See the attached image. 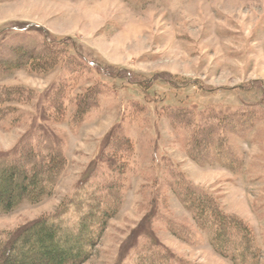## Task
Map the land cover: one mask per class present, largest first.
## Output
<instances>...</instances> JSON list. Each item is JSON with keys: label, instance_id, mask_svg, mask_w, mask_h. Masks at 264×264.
I'll list each match as a JSON object with an SVG mask.
<instances>
[{"label": "rangeland", "instance_id": "374dc122", "mask_svg": "<svg viewBox=\"0 0 264 264\" xmlns=\"http://www.w3.org/2000/svg\"><path fill=\"white\" fill-rule=\"evenodd\" d=\"M10 26L0 65L12 46L45 58L0 74L1 163L30 149L56 166L37 162L46 196L0 213V234L74 232L112 206L83 264H264V0H0ZM216 136L233 171L193 160ZM183 180L234 232L200 228Z\"/></svg>", "mask_w": 264, "mask_h": 264}, {"label": "trees", "instance_id": "16d2710c", "mask_svg": "<svg viewBox=\"0 0 264 264\" xmlns=\"http://www.w3.org/2000/svg\"><path fill=\"white\" fill-rule=\"evenodd\" d=\"M12 32L23 33L24 29L18 30L15 26L4 27L0 30V37L4 38ZM10 51L16 56L15 63L4 62V67L1 64L0 74L4 72L7 66H26L27 61L28 64H31L33 61L38 62L45 58L42 55L34 57L30 50L20 46H12ZM46 63L44 61L41 66L47 67L48 63ZM6 101H8V98L6 100L0 98V106ZM83 108L82 106V109H78L76 114L82 112ZM2 111H0V114ZM238 118L245 119L244 116ZM244 119L241 121H244ZM237 125H235V133L243 134L244 132L240 131ZM247 129L249 130V126ZM208 144L210 143L208 142ZM208 144L201 145L199 150L194 149L195 153L192 151L194 161L216 164L213 162L214 158L224 163L225 168L228 170L233 171L236 168L234 159L231 156L228 155L229 157H226L227 161H223L224 152L217 136L213 139L212 144ZM202 151L206 153H200ZM208 156H211L212 159H201ZM7 158L6 156H0V163L7 161ZM52 158L51 155L46 158L38 151L34 152L27 149V151L18 153L16 162L13 163L12 160L13 164L10 162L6 167L3 163L0 164V190L5 186L15 187L14 189L9 188L4 196L0 195V213H9L24 201L31 204L40 203L41 198L46 196L45 189L41 186V182L45 178L40 179V175L43 173L34 175L32 173L31 175V172L37 167L38 161L46 162V165H48L47 167L39 166L41 170L56 166L52 163ZM180 178L181 176H178V179ZM81 185H84V182ZM179 191L181 204L192 213L200 228L203 230L216 229L218 233L223 234L222 230L229 226V228H233L234 232L235 224L232 219L225 217L207 194L198 193L184 180L181 181ZM71 205L76 206V203ZM100 207H96V215L86 213L77 218L75 224L72 225L74 232L64 230L53 223L50 224V219L43 218L18 229L14 233L5 234V236L0 234V264H83L91 256L92 249L104 229L106 220L114 214L112 206H107L106 209H100ZM65 211L66 209H64Z\"/></svg>", "mask_w": 264, "mask_h": 264}]
</instances>
